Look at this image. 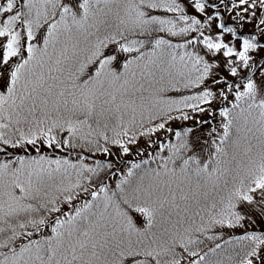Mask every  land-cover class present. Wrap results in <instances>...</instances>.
Wrapping results in <instances>:
<instances>
[{"label":"snow or ice","instance_id":"obj_1","mask_svg":"<svg viewBox=\"0 0 264 264\" xmlns=\"http://www.w3.org/2000/svg\"><path fill=\"white\" fill-rule=\"evenodd\" d=\"M0 264H264V0H0Z\"/></svg>","mask_w":264,"mask_h":264}]
</instances>
